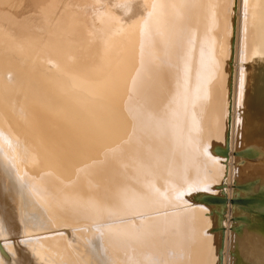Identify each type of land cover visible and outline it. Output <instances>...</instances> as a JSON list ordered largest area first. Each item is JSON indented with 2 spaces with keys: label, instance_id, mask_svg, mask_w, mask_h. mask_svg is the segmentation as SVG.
Returning <instances> with one entry per match:
<instances>
[{
  "label": "bare ground",
  "instance_id": "6f19581e",
  "mask_svg": "<svg viewBox=\"0 0 264 264\" xmlns=\"http://www.w3.org/2000/svg\"><path fill=\"white\" fill-rule=\"evenodd\" d=\"M244 198L264 0H0V264H264Z\"/></svg>",
  "mask_w": 264,
  "mask_h": 264
},
{
  "label": "water",
  "instance_id": "95a60500",
  "mask_svg": "<svg viewBox=\"0 0 264 264\" xmlns=\"http://www.w3.org/2000/svg\"><path fill=\"white\" fill-rule=\"evenodd\" d=\"M244 199H250V198H244ZM251 199H256L257 200V198H251ZM250 199V200H251ZM261 201V202H257V201ZM257 201H253V202H249V203H243L244 205H245V207H249L250 209H253V208H255L256 207V205H260L259 206V208H261V207H264V206H262V204L264 205V202H262V201H264V199H259L258 198V200ZM262 209V208H261ZM256 210V209H255ZM221 252V251H220Z\"/></svg>",
  "mask_w": 264,
  "mask_h": 264
},
{
  "label": "rangeland",
  "instance_id": "374dc122",
  "mask_svg": "<svg viewBox=\"0 0 264 264\" xmlns=\"http://www.w3.org/2000/svg\"><path fill=\"white\" fill-rule=\"evenodd\" d=\"M111 8V7H110Z\"/></svg>",
  "mask_w": 264,
  "mask_h": 264
}]
</instances>
